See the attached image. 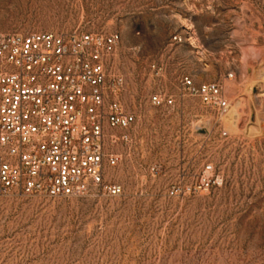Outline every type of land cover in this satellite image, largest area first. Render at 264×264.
Wrapping results in <instances>:
<instances>
[{
    "label": "rangeland",
    "instance_id": "1",
    "mask_svg": "<svg viewBox=\"0 0 264 264\" xmlns=\"http://www.w3.org/2000/svg\"><path fill=\"white\" fill-rule=\"evenodd\" d=\"M74 30L120 35L110 70L136 116L109 170L123 192L0 195V264H264V0H0V33ZM183 76L224 83L230 113ZM207 164L222 182L204 189Z\"/></svg>",
    "mask_w": 264,
    "mask_h": 264
},
{
    "label": "built area",
    "instance_id": "2",
    "mask_svg": "<svg viewBox=\"0 0 264 264\" xmlns=\"http://www.w3.org/2000/svg\"><path fill=\"white\" fill-rule=\"evenodd\" d=\"M119 41L118 32L0 33V195H122L109 170L118 147L131 148L136 116L118 100L123 76L110 70ZM180 87L218 116L230 113L224 83L183 76ZM150 102L173 106L175 98ZM221 182L207 164L199 187Z\"/></svg>",
    "mask_w": 264,
    "mask_h": 264
}]
</instances>
